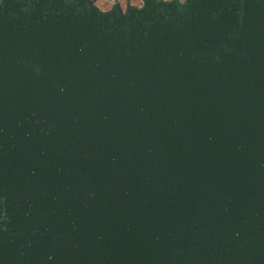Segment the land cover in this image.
Masks as SVG:
<instances>
[{"label": "water", "instance_id": "1", "mask_svg": "<svg viewBox=\"0 0 264 264\" xmlns=\"http://www.w3.org/2000/svg\"><path fill=\"white\" fill-rule=\"evenodd\" d=\"M0 0V264H264V0Z\"/></svg>", "mask_w": 264, "mask_h": 264}, {"label": "flooded vegetation", "instance_id": "2", "mask_svg": "<svg viewBox=\"0 0 264 264\" xmlns=\"http://www.w3.org/2000/svg\"><path fill=\"white\" fill-rule=\"evenodd\" d=\"M100 4H101L103 7H108V4L104 3L103 1H100Z\"/></svg>", "mask_w": 264, "mask_h": 264}, {"label": "crops", "instance_id": "3", "mask_svg": "<svg viewBox=\"0 0 264 264\" xmlns=\"http://www.w3.org/2000/svg\"><path fill=\"white\" fill-rule=\"evenodd\" d=\"M135 1H136V2H139V0H135ZM103 2L107 4V2H106L105 0H103Z\"/></svg>", "mask_w": 264, "mask_h": 264}]
</instances>
